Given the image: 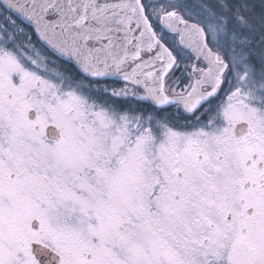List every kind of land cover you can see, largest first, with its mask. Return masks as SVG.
Instances as JSON below:
<instances>
[{"label": "snow or ice", "instance_id": "6c2138e0", "mask_svg": "<svg viewBox=\"0 0 264 264\" xmlns=\"http://www.w3.org/2000/svg\"><path fill=\"white\" fill-rule=\"evenodd\" d=\"M0 264H264V0H0Z\"/></svg>", "mask_w": 264, "mask_h": 264}]
</instances>
